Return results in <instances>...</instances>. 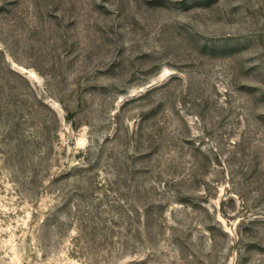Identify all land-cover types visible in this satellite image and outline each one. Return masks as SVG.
<instances>
[{
	"label": "rangeland",
	"instance_id": "obj_1",
	"mask_svg": "<svg viewBox=\"0 0 264 264\" xmlns=\"http://www.w3.org/2000/svg\"><path fill=\"white\" fill-rule=\"evenodd\" d=\"M0 264H264V0H0Z\"/></svg>",
	"mask_w": 264,
	"mask_h": 264
},
{
	"label": "trees",
	"instance_id": "obj_2",
	"mask_svg": "<svg viewBox=\"0 0 264 264\" xmlns=\"http://www.w3.org/2000/svg\"><path fill=\"white\" fill-rule=\"evenodd\" d=\"M54 115H55L56 119L58 120L57 115L55 113H54Z\"/></svg>",
	"mask_w": 264,
	"mask_h": 264
}]
</instances>
